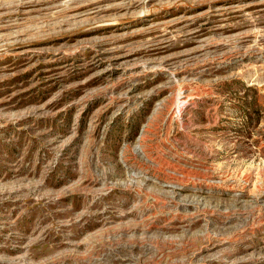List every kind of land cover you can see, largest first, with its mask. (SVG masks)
I'll return each mask as SVG.
<instances>
[{
	"label": "rangeland",
	"instance_id": "obj_1",
	"mask_svg": "<svg viewBox=\"0 0 264 264\" xmlns=\"http://www.w3.org/2000/svg\"><path fill=\"white\" fill-rule=\"evenodd\" d=\"M0 264H264V0H0Z\"/></svg>",
	"mask_w": 264,
	"mask_h": 264
},
{
	"label": "bare ground",
	"instance_id": "obj_2",
	"mask_svg": "<svg viewBox=\"0 0 264 264\" xmlns=\"http://www.w3.org/2000/svg\"><path fill=\"white\" fill-rule=\"evenodd\" d=\"M218 8V7H217Z\"/></svg>",
	"mask_w": 264,
	"mask_h": 264
}]
</instances>
